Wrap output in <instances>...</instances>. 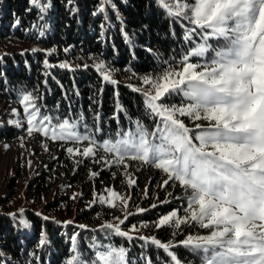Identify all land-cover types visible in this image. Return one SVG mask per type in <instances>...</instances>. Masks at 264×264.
<instances>
[{"label":"trees","instance_id":"trees-1","mask_svg":"<svg viewBox=\"0 0 264 264\" xmlns=\"http://www.w3.org/2000/svg\"><path fill=\"white\" fill-rule=\"evenodd\" d=\"M194 27L168 15L157 0H0V102L9 108L0 115V141H14L32 127L21 103L31 94L39 109L35 119L45 129L32 128V138L59 153L53 167L29 182L20 208L0 200V264H67L73 256L95 264L100 252L112 248L125 249L129 264H174L168 252L140 236L174 245L169 251L180 264H204V251L182 242L208 236L212 228L190 219L178 228L156 227L173 211L188 215L184 188L150 163L127 156L119 162L115 152L105 150L106 143L135 134L137 122L156 131L160 117L147 108L143 92L150 85L144 77L179 70L184 55L204 43L199 29L185 39ZM219 42L209 39L205 56L189 62L209 61ZM101 63L115 84L103 78ZM159 103L179 108L190 101L172 93ZM176 118L193 131L196 124H209L179 113ZM64 120L75 123L80 139H53ZM85 147L92 148L87 157ZM54 178L66 179L80 196L74 201L59 196L41 207L30 203L52 192ZM97 195H104L103 202L93 200ZM109 224L113 228L105 227Z\"/></svg>","mask_w":264,"mask_h":264},{"label":"snow or ice","instance_id":"snow-or-ice-1","mask_svg":"<svg viewBox=\"0 0 264 264\" xmlns=\"http://www.w3.org/2000/svg\"><path fill=\"white\" fill-rule=\"evenodd\" d=\"M157 2L168 15L183 17L195 25L185 39L190 40L199 29L204 43L184 55L179 70L169 67L155 78L144 77V83L150 85L143 92L147 108L160 117L156 131L149 132L137 122L135 134L106 143L105 150L115 152L119 162L127 156L150 163L184 188L188 215L178 217L173 211L161 217L156 227L178 228L190 219L212 228L208 236L188 237L182 242L202 249L206 254L204 264H264V0ZM213 38L223 39L225 47L213 49L215 55L202 65L189 62L192 56L203 58L210 48L207 41ZM97 68L105 80L116 83L103 63ZM172 93H182L190 103L179 108L159 103ZM21 103L32 125L39 109L31 94L24 95ZM29 105L36 111L29 112ZM177 113L206 120L208 127L196 124L201 131L193 137V130L176 118ZM58 127L59 139H80L74 131L75 123L64 120ZM32 130L30 127L29 132ZM90 154L92 148L85 147L83 155ZM115 230L127 235L118 227ZM139 239L164 249L174 264H180L169 251L174 247L171 243L155 237ZM126 257L125 249L112 248L100 252L95 264H129ZM67 264L84 262L73 256Z\"/></svg>","mask_w":264,"mask_h":264},{"label":"rangeland","instance_id":"rangeland-1","mask_svg":"<svg viewBox=\"0 0 264 264\" xmlns=\"http://www.w3.org/2000/svg\"><path fill=\"white\" fill-rule=\"evenodd\" d=\"M218 40L220 41L218 43L219 49L224 48L226 42L223 39ZM21 48L19 47L18 49L20 50ZM7 106L0 102V115L5 114L9 110ZM27 115L28 113L24 111V116L27 119L26 123H28L29 119ZM187 117L190 118L189 116ZM18 125L21 127V123ZM31 126L32 128L45 132V129L42 128V125L36 119L33 120ZM199 131L201 129H195L192 133L196 135ZM24 132V136L14 141H0V200H4L9 206H12L11 209L21 207V203H24L25 196H27L26 187L29 182H32L40 171L49 167L50 164L53 167L56 158L59 156V153L50 150L43 141L32 138L34 133L29 132L28 129ZM54 135L59 139V131H56ZM194 143H198V141L194 140ZM60 179L57 180L54 178L52 180L53 190L51 193H43L40 200L30 201V203L41 207L49 202L55 201L59 196L67 195L72 197L73 201L80 196L78 190L73 191V189L68 188L66 179L62 181ZM101 197L105 199L104 195H97L93 200L101 201ZM114 207H117V205ZM118 213L121 214L120 212Z\"/></svg>","mask_w":264,"mask_h":264}]
</instances>
